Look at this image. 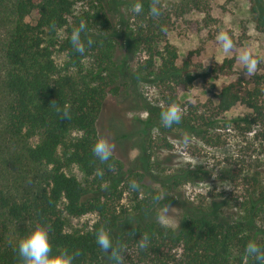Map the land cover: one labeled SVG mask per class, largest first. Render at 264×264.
<instances>
[{
	"label": "trees",
	"instance_id": "trees-1",
	"mask_svg": "<svg viewBox=\"0 0 264 264\" xmlns=\"http://www.w3.org/2000/svg\"><path fill=\"white\" fill-rule=\"evenodd\" d=\"M248 1L255 25L264 33V0ZM153 4L161 9L159 17L149 15ZM81 21L93 39L83 55L69 39ZM169 27L158 0H0V264H23L17 242L37 226L49 229L54 253L79 252L73 264H102L108 257L95 242L101 227L111 232L114 243L134 247L143 264H257L244 249L249 241L264 246V65L248 78L222 85L202 110L194 109L167 130L176 127L210 146L220 121L224 127L231 123L247 149L257 150L256 164L249 169L220 172L224 181H243L233 200L236 213L222 211L226 201L206 207L182 202L176 191L179 180L192 182L206 174L180 171L167 183L157 182L163 200L179 206V225L149 221L160 201L145 185L143 199L137 198L147 168L122 182L119 162L111 156L101 163L92 154L104 104L109 97L130 99L126 91L138 77L162 88L166 103L178 104L177 92L191 86L189 61L178 66L176 49L166 40ZM56 54L64 58L61 65ZM135 54L143 59L130 73L127 64ZM232 68V60H223L212 71L228 76ZM236 107L245 113L222 118ZM64 109L67 119L61 117ZM142 109L148 129L161 124L162 110L144 103ZM72 167L82 180L67 173ZM22 168L35 174L29 188L19 192L11 179ZM132 181L139 188L127 212L119 205L125 191L118 186L128 189ZM86 215L96 217L90 227L67 230V218ZM144 234L149 242L140 249Z\"/></svg>",
	"mask_w": 264,
	"mask_h": 264
},
{
	"label": "rangeland",
	"instance_id": "rangeland-1",
	"mask_svg": "<svg viewBox=\"0 0 264 264\" xmlns=\"http://www.w3.org/2000/svg\"><path fill=\"white\" fill-rule=\"evenodd\" d=\"M126 1V0H124ZM170 19V27L166 40L175 47L179 66L183 61H189L190 70L194 80L186 91H178V105L181 107L182 116L194 109H201L209 100L218 94L220 87L236 78H248L244 74L243 65L238 60L241 50H249L254 58L258 59L256 71L264 65V33L259 30L250 13L248 0H158ZM225 31L233 41L232 50L225 54L216 40L218 32ZM58 65L63 62L61 54L55 55ZM143 57L140 54L131 56L127 64L128 71L134 72L137 64ZM223 60H232L233 68L228 76L213 74L212 68ZM142 77V79H141ZM138 77L135 86L127 90L131 98H108L103 109L98 115L96 130L98 137H105L114 146L112 157L119 162L121 173L117 178L122 182L132 173L143 172V166L148 170L146 177L141 178V186L137 192L138 200L143 199V185L151 188L160 195L163 190L158 181L176 176L180 171L200 170L203 175L194 181L179 180L177 193L180 200L193 206L206 207L208 203L226 201L222 211L236 213L238 205L233 202L238 198L243 181L234 180L227 182L220 177L224 168H229L236 173L249 169L257 153L247 149L242 143L241 136L234 131L233 124L224 127L223 122L213 131L212 145H206L191 133L173 127L170 133L168 128L160 122L155 128L146 127L147 113L143 103L148 107L165 109L164 91L155 84L143 81V76ZM242 107H236L224 114L225 120H233L244 114ZM226 128V129H224ZM187 137V142H185ZM145 148L146 154L143 153ZM252 149V148H251ZM150 157L149 159H147ZM259 159L261 157L256 156ZM68 174L82 180V176L75 168H70ZM35 170L22 168L14 174L15 186L19 192L29 188L30 180ZM179 175V174H178ZM171 182V181H170ZM169 182V183H170ZM167 183V182H166ZM149 186V187H148ZM124 190L119 202L121 210L132 211L136 190L123 188L119 184L118 190ZM155 195V196H156ZM167 205L169 214L165 217V226L175 228L179 218L180 209L175 204L168 205L161 200L147 219L157 220V214ZM96 217L86 215L80 218H67V230L77 231L90 227ZM110 251V250H109ZM121 264H143L136 250L130 246H122L120 253ZM102 264H114L105 258Z\"/></svg>",
	"mask_w": 264,
	"mask_h": 264
},
{
	"label": "clouds",
	"instance_id": "clouds-1",
	"mask_svg": "<svg viewBox=\"0 0 264 264\" xmlns=\"http://www.w3.org/2000/svg\"><path fill=\"white\" fill-rule=\"evenodd\" d=\"M140 9V4L134 6V11L139 12ZM149 15L153 18L159 17L161 15V9L156 4H153L149 8ZM52 27L55 28V24H53ZM161 31L166 32V28L161 26ZM87 33L88 29L84 21H81L78 26L73 27L70 33V43L73 50L78 54L83 55L85 53L86 45L91 46L93 43V39L88 36ZM216 40L225 54L232 50L233 41L227 32H218ZM238 60L240 64L243 65L245 75H252L256 71L258 59L254 58L249 50H241ZM68 115L67 109H64L61 117L67 119ZM181 118V107L175 102L170 103L160 112V121L165 128H170L173 124H179ZM184 139L185 142H187V137ZM113 147L114 146L107 140V138L99 137L92 145L91 151L94 157H96L101 163H105L111 158ZM130 188L132 190H137L139 185L135 181H132L130 182ZM164 195V193H161L154 199L161 201L164 199ZM168 214L169 208L167 205H164L162 210L157 214V221L162 225H166L167 221L165 217ZM114 239L115 238L111 232L103 227L98 229L95 234V242L99 248L108 255L114 264H121L122 256L120 253L122 251V246L118 243H114ZM148 242L149 237L147 234H144L140 238L139 248H146ZM16 251L23 264H73L74 256L79 255V252L71 253L66 249L54 253L49 238V229L44 226L33 228L31 232L20 239L17 242ZM244 251L248 256L253 257L257 264H264V246L249 241Z\"/></svg>",
	"mask_w": 264,
	"mask_h": 264
}]
</instances>
